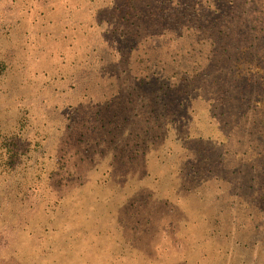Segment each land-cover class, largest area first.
I'll return each instance as SVG.
<instances>
[{
    "label": "rangeland",
    "instance_id": "1",
    "mask_svg": "<svg viewBox=\"0 0 264 264\" xmlns=\"http://www.w3.org/2000/svg\"><path fill=\"white\" fill-rule=\"evenodd\" d=\"M0 264H264V0H0Z\"/></svg>",
    "mask_w": 264,
    "mask_h": 264
}]
</instances>
